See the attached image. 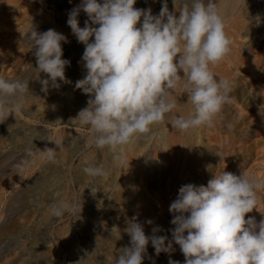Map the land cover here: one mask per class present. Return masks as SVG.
<instances>
[{
	"label": "rangeland",
	"instance_id": "rangeland-1",
	"mask_svg": "<svg viewBox=\"0 0 264 264\" xmlns=\"http://www.w3.org/2000/svg\"><path fill=\"white\" fill-rule=\"evenodd\" d=\"M249 1L240 0L241 25H233L230 16L224 18L232 51L214 70L232 82L231 103L224 106L214 127L193 131L196 140L209 148L207 160L193 163L186 147L168 153L159 144L165 121L137 152H126L127 163L120 165L107 149L88 146L91 130L76 120L90 97L75 87L86 74L70 79L84 65L80 62L85 46L67 20L82 0H0V76L29 80V86L48 79L37 71L35 49L27 41L30 33L25 35L33 26L39 33L53 29L67 38V43L62 42V58L70 61L65 76L71 81L58 80L60 89L56 88L59 95L69 96L68 103L59 105L57 99L48 103L40 90L35 105L25 103L20 113L0 123V264H114L119 250L130 247L124 230L133 217L147 236L172 241L173 250L158 256L149 242L143 264H169L170 260L184 264L185 257L172 238L175 226L169 211L180 187H206L222 171L264 177V26ZM136 2L135 8L158 15L164 0ZM167 4L170 12L176 11L173 0ZM176 7L178 15V3ZM87 19L81 10L80 27ZM46 148H56L55 162L46 158ZM90 165L110 170L109 176H87L83 168ZM258 197L257 210L246 215L257 222L264 219V192ZM61 202L81 205L80 213L77 207L75 212L55 216L52 209ZM142 207L148 210L151 224L138 214ZM154 228L160 230L154 234Z\"/></svg>",
	"mask_w": 264,
	"mask_h": 264
},
{
	"label": "clouds",
	"instance_id": "clouds-1",
	"mask_svg": "<svg viewBox=\"0 0 264 264\" xmlns=\"http://www.w3.org/2000/svg\"><path fill=\"white\" fill-rule=\"evenodd\" d=\"M135 4L136 0H82L67 20L85 46L82 60L87 72L75 87L90 97L76 120L91 130L88 146L107 149L120 165L127 163L126 146L154 138V128L166 120L182 134L214 127L224 106L231 103L233 90L229 79L214 72L231 53L233 43L217 0H183L178 15L177 0H173L176 11L170 12L164 0L155 16L151 9H138ZM81 10L88 17L84 27L78 21ZM25 35L35 49L37 71L48 77L40 81L41 90L47 93L50 83L59 88L58 80L71 83L65 76L70 61L62 58V42L67 43V38L53 29L39 33L33 26ZM178 90L187 95L186 116H172L178 109L174 97ZM28 92L29 80L0 76V123L24 109ZM54 143L60 145L59 140ZM43 151L55 162L56 148ZM83 171L91 178L110 174L96 165ZM261 192L264 177L244 172L237 176L222 171L206 187L181 186L169 211L175 226L172 238L185 257L184 264H264V219L246 218L257 210ZM77 207L80 213L81 205L61 202L52 212L59 217ZM159 230L154 228L153 233ZM124 231L130 236V247L119 250L114 264H143L149 242L157 256L173 250L166 236H147L136 217Z\"/></svg>",
	"mask_w": 264,
	"mask_h": 264
},
{
	"label": "bare ground",
	"instance_id": "bare-ground-1",
	"mask_svg": "<svg viewBox=\"0 0 264 264\" xmlns=\"http://www.w3.org/2000/svg\"><path fill=\"white\" fill-rule=\"evenodd\" d=\"M182 2H183V0H179L177 2L179 7L182 4ZM217 3L219 5V10L225 19L227 18V16H230L232 19L233 25H235V26L241 25L242 15L240 13H238V11H239L238 9H240V0H217ZM134 7H137V5L135 4ZM261 35H264V34L261 33ZM92 39H94V37ZM76 49H77V46H76ZM81 51H82V55H83L84 49L81 48ZM80 63H83V60ZM214 70H216V69H214ZM86 72H87V70L84 68V66L83 67L79 66L78 67V73L72 72L70 79L74 81L76 79L77 74L83 75V74H86ZM224 73L226 75H228L229 74L228 69H225ZM41 86H42V84L39 82H35V83H33L32 86H29V92L26 94V105L27 106H32L34 104L35 99L36 98L38 99V95H39L38 91L41 90L40 89ZM45 97H46L45 100L48 101V103L53 102V100L57 99L59 105L64 104V103H68L70 101L69 96L67 94L59 95V91L52 86H49L48 92L45 93ZM174 97L177 100L178 109L173 111L172 116L181 115V114L186 116L189 109H190V105H188L186 103L187 102L186 97L183 94H181L179 90L176 93H174ZM40 103L41 102H39V103L36 102V104H40ZM43 106L48 107L46 105H43ZM166 122H167V124H165L161 128V130H162L161 132H163L162 133L163 138L162 139L159 138V144H161L164 147L166 146L168 153L172 154L173 152L180 150L182 147H186V148L190 149V152H191L190 160L193 163L198 162V161L204 162L205 159L207 160L206 157L208 155L209 148L203 142L196 140V138L194 137L193 131L188 133V134H182V133L178 132L177 130L173 129L171 124L168 123V120H166ZM240 123L244 124V121H240ZM146 140L147 139H144L143 141L140 140L138 143H133V144L126 146L124 148L125 154H126V152H130V153L137 152L138 149L146 143ZM250 158H252V157H250ZM137 212L144 219V221L147 222V221L151 220V217L148 213V210L145 207L138 209Z\"/></svg>",
	"mask_w": 264,
	"mask_h": 264
},
{
	"label": "built area",
	"instance_id": "built-area-1",
	"mask_svg": "<svg viewBox=\"0 0 264 264\" xmlns=\"http://www.w3.org/2000/svg\"><path fill=\"white\" fill-rule=\"evenodd\" d=\"M249 3L253 15L260 21V25L264 26V0H250Z\"/></svg>",
	"mask_w": 264,
	"mask_h": 264
}]
</instances>
